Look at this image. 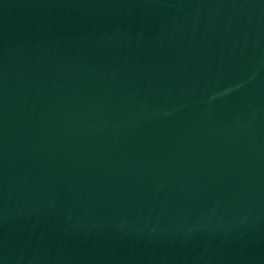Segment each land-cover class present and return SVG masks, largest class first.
<instances>
[{
	"label": "water",
	"instance_id": "1",
	"mask_svg": "<svg viewBox=\"0 0 264 264\" xmlns=\"http://www.w3.org/2000/svg\"><path fill=\"white\" fill-rule=\"evenodd\" d=\"M0 264H264V0H0Z\"/></svg>",
	"mask_w": 264,
	"mask_h": 264
}]
</instances>
